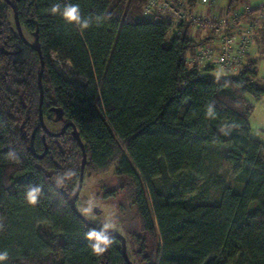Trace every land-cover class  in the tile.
<instances>
[{
    "label": "trees",
    "instance_id": "1",
    "mask_svg": "<svg viewBox=\"0 0 264 264\" xmlns=\"http://www.w3.org/2000/svg\"><path fill=\"white\" fill-rule=\"evenodd\" d=\"M147 1L13 0L39 53L0 0V252L8 253L0 264H128L115 236L94 254L87 234L100 229L72 208L83 152L72 126L54 136L40 124L41 57L43 117L48 126L61 108L76 126L87 153L83 186L113 169L117 185L105 184L101 198L118 200L121 227L112 229L126 237L132 264H264V142L250 133L249 95L264 96L258 61L247 54L229 71L214 58L188 62L203 45L222 51L215 28L240 37L225 5L186 0L207 22L181 19L171 33ZM69 5L88 28L64 18ZM35 128L42 157L30 149ZM33 187L36 204L27 199Z\"/></svg>",
    "mask_w": 264,
    "mask_h": 264
},
{
    "label": "built area",
    "instance_id": "2",
    "mask_svg": "<svg viewBox=\"0 0 264 264\" xmlns=\"http://www.w3.org/2000/svg\"><path fill=\"white\" fill-rule=\"evenodd\" d=\"M145 5V11L148 14H161L164 18L171 23L169 32L178 33L180 31L179 24L181 19H185L187 22L196 19L198 24L205 25L207 19L195 16L193 10H191L186 0H148ZM230 14V25L233 28H240L241 35L235 36L234 31H227L225 29L216 30L223 33L221 40L222 51L219 52L214 47L201 46L194 53L187 55L188 62L200 63L205 59L214 58L215 62L221 64L227 71L238 66L237 70L245 65L246 57L249 53V49L255 39L264 43V12L262 9L252 10L251 7L246 6L241 10H227ZM235 23V24H234ZM233 44H237L234 46ZM235 50V53L230 52ZM223 52V53H222ZM56 53L52 54L54 57ZM56 61H60L55 59ZM72 70L70 61H67ZM69 73V72H68Z\"/></svg>",
    "mask_w": 264,
    "mask_h": 264
},
{
    "label": "rangeland",
    "instance_id": "3",
    "mask_svg": "<svg viewBox=\"0 0 264 264\" xmlns=\"http://www.w3.org/2000/svg\"><path fill=\"white\" fill-rule=\"evenodd\" d=\"M217 3L220 5H225L227 7L228 0H217ZM264 3V0H240L237 4L238 9H244L246 6L256 7L260 4ZM200 8L202 9V4H199ZM236 6V7H237ZM210 29L205 27L202 30L205 35L210 34ZM192 32L196 31V27L192 26ZM254 44V43H253ZM250 47L249 53L258 60V76L264 77V52L259 53L255 56V48L254 46ZM246 61V60H244ZM215 73H219V67L215 66ZM221 73V72H220ZM223 73H227L224 71ZM249 98L254 103V110L250 116V125H251V136L257 139H260L264 142V96L254 101L253 97L249 95ZM49 125L48 127L51 131H60L65 124V118H58L55 115L53 118L48 119ZM118 178L114 175L113 169L109 170L105 174H97L90 177H87L85 186L82 187L80 192L78 201H79V209L81 212L87 216L90 221L97 223L99 225H104L105 223H113L115 227L120 228L121 225L117 221L116 213L118 212L117 208V199H112L108 201H103L101 197L105 184L111 185L110 187H116ZM91 202V210L85 211V209L89 208ZM95 206H99L102 209V212L95 213L93 208ZM111 230L115 231L114 229L110 228Z\"/></svg>",
    "mask_w": 264,
    "mask_h": 264
},
{
    "label": "water",
    "instance_id": "4",
    "mask_svg": "<svg viewBox=\"0 0 264 264\" xmlns=\"http://www.w3.org/2000/svg\"><path fill=\"white\" fill-rule=\"evenodd\" d=\"M7 2L9 3V5L12 7V10H13V15H14V19H15V23H16V26H17V30L19 31V34L20 36L26 41L28 42V44L30 46H32L34 49H36L37 51H39V53L41 52L40 51V46L38 44H32L30 43L24 36L23 34V31H22V28H21V24L19 22V15H18V10H17V4L15 2H13V0H7ZM44 67H45V63H44V60L42 59L41 57V68H40V71H39V75H38V80H39V87H40V119H41V125L42 127L44 128L45 132L48 133V134H51V135H54V136H60L61 134H63L67 128H69L70 126H72V133L74 135V137L79 141L80 143V146L82 148V152H83V160H82V163H81V172H80V178H79V182H78V186H77V189L72 197V200H71V205H72V208L79 214V216H81V218L89 225L97 228V229H100L102 230L103 229V226L101 225H97L93 222H91L90 220H88L85 215L77 209L76 207V202H77V199L80 195V192L82 190V187H83V180H84V170H85V165H86V160H87V153H86V150H85V146L83 144V142L81 141L80 139V136H79V132L77 131V128L76 126L74 125L73 122H65L64 126H62L63 128L60 130V131H51V129L47 126V124H45L44 122V117H43V112H42V102H43V94H44V91H43V85H42V75H43V72H44ZM55 114L57 115L58 118H63V112H62V109L61 108H53ZM36 129L35 128L31 134V141H30V149H31V152L38 156V157H42L47 149L43 152V153H36L35 151V147H34V137H35V133H36ZM94 212L95 213H100L101 212V208L99 206H95L93 208ZM108 235H111V236H115L119 239H121V242H122V251H123V254H124V257H125V260L127 261L128 264H132L131 260L129 259V256L127 254V247H126V237L120 233V232H117V231H113L111 229H108V232H107Z\"/></svg>",
    "mask_w": 264,
    "mask_h": 264
},
{
    "label": "clouds",
    "instance_id": "5",
    "mask_svg": "<svg viewBox=\"0 0 264 264\" xmlns=\"http://www.w3.org/2000/svg\"><path fill=\"white\" fill-rule=\"evenodd\" d=\"M261 5L262 4H260L259 6H256V7H252V6H249V7H251L252 10H258V9H260ZM225 9L233 11L227 7H225ZM234 10H240V9L236 8ZM51 11L54 14L59 12L60 6L58 4L52 6ZM62 15L69 22L75 21L77 24H79L81 26L82 29H86L90 25V20H87V19L82 20V18L80 16V12H79V7L77 5L66 6L62 12ZM249 51H250V49H249ZM208 115L209 116L212 115L211 107L209 108ZM222 131H223V129H222ZM62 182H63V178H59L58 183H62ZM39 192H40V189L38 187L31 188L27 192L28 202L31 204H36ZM90 210H91V202H90L89 208L85 209V211H90ZM114 227H115V224H113V223H105L103 225L102 230H100V231L93 230L87 234L88 238L90 240L95 241V243L92 244V250H93L94 254H96V255L103 254L107 250V248L112 244L113 241H112V239H110L107 232H108V229L114 228ZM7 259H8V253L7 252H0V261H5Z\"/></svg>",
    "mask_w": 264,
    "mask_h": 264
},
{
    "label": "crops",
    "instance_id": "6",
    "mask_svg": "<svg viewBox=\"0 0 264 264\" xmlns=\"http://www.w3.org/2000/svg\"><path fill=\"white\" fill-rule=\"evenodd\" d=\"M263 32H264V29H263ZM253 43H254L253 46L255 48V56L261 52H264V43L259 42L257 39H255ZM248 58H254V57L250 53H248ZM257 73H258V66H257ZM261 77L264 79L263 76H261Z\"/></svg>",
    "mask_w": 264,
    "mask_h": 264
},
{
    "label": "bare ground",
    "instance_id": "7",
    "mask_svg": "<svg viewBox=\"0 0 264 264\" xmlns=\"http://www.w3.org/2000/svg\"><path fill=\"white\" fill-rule=\"evenodd\" d=\"M44 122H45V124H47V120L46 119H44ZM40 124H41V119H40Z\"/></svg>",
    "mask_w": 264,
    "mask_h": 264
}]
</instances>
